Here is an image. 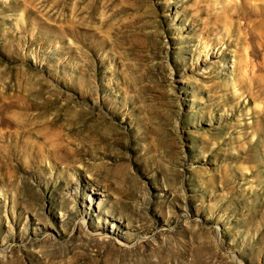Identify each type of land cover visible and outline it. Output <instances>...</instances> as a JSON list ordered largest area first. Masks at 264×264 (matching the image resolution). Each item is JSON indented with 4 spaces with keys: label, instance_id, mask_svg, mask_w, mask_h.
I'll return each instance as SVG.
<instances>
[{
    "label": "rangeland",
    "instance_id": "374dc122",
    "mask_svg": "<svg viewBox=\"0 0 264 264\" xmlns=\"http://www.w3.org/2000/svg\"><path fill=\"white\" fill-rule=\"evenodd\" d=\"M0 264H264V0H0Z\"/></svg>",
    "mask_w": 264,
    "mask_h": 264
},
{
    "label": "bare ground",
    "instance_id": "6f19581e",
    "mask_svg": "<svg viewBox=\"0 0 264 264\" xmlns=\"http://www.w3.org/2000/svg\"><path fill=\"white\" fill-rule=\"evenodd\" d=\"M69 155L68 154H66V156H64V159H67L66 157H68ZM76 190H77V187L74 189V191L76 192Z\"/></svg>",
    "mask_w": 264,
    "mask_h": 264
}]
</instances>
